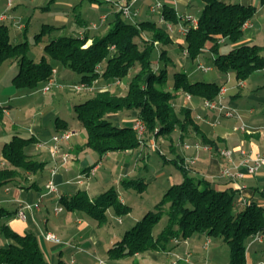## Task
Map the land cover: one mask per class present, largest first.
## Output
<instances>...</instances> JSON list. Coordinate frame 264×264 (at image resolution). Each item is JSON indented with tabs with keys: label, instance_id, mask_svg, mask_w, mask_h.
<instances>
[{
	"label": "trees",
	"instance_id": "16d2710c",
	"mask_svg": "<svg viewBox=\"0 0 264 264\" xmlns=\"http://www.w3.org/2000/svg\"><path fill=\"white\" fill-rule=\"evenodd\" d=\"M53 1L48 0L49 3ZM201 2L197 27L191 28L183 41L178 42V51L186 49L189 59L195 60L209 43L215 68L221 73H233L239 81L264 69V48L257 44H242L227 52H219L222 41H239L244 22L253 17L256 8L223 0ZM111 8L113 10L108 15L103 33L97 32L98 27L88 29L86 26L90 22H83L84 27L80 30L83 35H79V31L70 36L54 35L62 26L44 24L34 36L39 42L43 40L38 60L29 54L26 28L23 39L15 42L10 35L8 21L0 22V67L6 60L16 62L17 72L11 82L19 90L33 91L43 86L53 69L56 73L64 69L78 74L77 83L90 85L97 80V89L104 83L112 84L74 105L76 118L86 132L84 146L99 157L108 152L134 150L142 143L133 124L118 126L109 118L110 114L121 111L136 112V118L145 123L146 133L155 138L169 135L177 128L185 131L189 126L198 132L189 110H175L176 92L188 93L196 99L213 100L220 85L210 81H192L184 71H174L170 84L167 66L171 60L164 46L172 43L173 39L165 25L158 20L129 21L113 3ZM161 15L167 22L179 21L175 9L167 3L163 4ZM158 62L161 65L157 66ZM134 67L138 70L128 78L130 69ZM127 78L126 91L120 94L113 92L114 86L124 84L122 80ZM59 121L62 120L57 118L56 122ZM64 129H67L66 124L61 128ZM200 138L205 143L211 142L204 135ZM35 141L33 136L14 135L3 144L1 156L9 167L0 169V186L16 179L20 171L36 174L44 168L45 162L25 152V147ZM170 161L181 172L182 180L170 185L154 209L147 211L125 231L122 238L108 249V257L121 259L148 251H166L174 239L179 242L194 234H206L228 245L229 264H245L247 242L259 232L264 234V205L242 199L238 186L216 189L209 179L190 175L184 161L177 158ZM120 185L124 189L142 192L147 182L143 178H122ZM59 203L68 211L83 212L99 226L107 223V210H112L117 217L131 211V206L120 200L115 187L94 198L79 190L70 197H61ZM163 217L164 226L155 230ZM0 230L8 241L0 246V264H51L33 232L18 233L6 224L1 225ZM54 264L65 263L58 260Z\"/></svg>",
	"mask_w": 264,
	"mask_h": 264
},
{
	"label": "crops",
	"instance_id": "0c3cea01",
	"mask_svg": "<svg viewBox=\"0 0 264 264\" xmlns=\"http://www.w3.org/2000/svg\"><path fill=\"white\" fill-rule=\"evenodd\" d=\"M25 1L35 3L34 5L36 7L38 5L36 4L37 0H13L9 10L3 11L1 5L4 4L5 7L6 2L0 0V13L7 12L9 14V20H11L7 23H9V27L12 28V34L9 28L10 35L15 42L21 41L23 39L24 29H28V27H25L28 26V22L23 23L21 21V19H23L22 3ZM151 1L152 0L141 1L140 12L134 22L142 20L157 22L158 14H151L148 11V5ZM160 1L163 4L167 3L172 6L178 17H183L186 14L197 16L202 7L201 0ZM223 1L232 4L251 5L256 8V11L253 17L247 20L248 25L243 27V33L239 41L237 43H226L222 41L220 43L219 52H227L229 49L242 44H257L264 48V0ZM112 10L113 8H111L109 12L107 10L106 14H111ZM57 19L60 20L61 17L59 16ZM87 22L88 21L84 23ZM18 23L22 26L18 27ZM62 30L63 29L59 32ZM80 30L81 28L77 31ZM182 41L183 38L181 37L177 41L173 40L172 43L164 47L168 50V55L171 60L170 65L176 66L178 68L176 71L186 72L189 79H191L198 70H201L198 68V65L204 64L207 66L206 62L210 60L213 62L214 55L209 49L210 44L207 43L202 53L199 54L195 60H190L188 56L184 55L178 58L176 57V52L180 50L178 42ZM5 64H7V69L2 71ZM209 70H211V68ZM16 72L17 65L12 59L4 61L0 67V81L3 77L9 75V80L7 79L9 85L0 84V119H2L3 116L11 118V138L14 135H19L22 137L33 136L36 139L34 143L25 147V152L38 161L44 160L45 166L38 174L23 173L20 171L16 179L0 186V190L2 189V193L0 194V227L6 224L18 233H25L27 231L33 232L38 238L45 257L51 264H54L58 260H62L65 264H112L108 257V249L112 247L116 241L120 240L125 231L132 227L137 220L130 223L125 230L123 229L124 232H115L110 229L108 221L103 226H99L95 221H90L91 219H89L87 215L80 214L81 212L79 211L67 212L66 214L63 213L65 210L64 208L60 212H55L54 209L57 205H61L59 203L61 197H70L79 190L85 191L90 198H94L106 189L115 187V182L120 184L122 178L144 179L143 172L148 170V163H144L147 156H149L146 151L147 148L144 147L142 142L141 145L134 150L108 152L102 157L98 156V160L91 162L89 166L80 165L76 167L74 164H76L75 162L79 159L83 158L84 161L86 159L90 160L91 158L95 159L96 153L84 146L86 138L81 144H79L78 141H73L70 150L75 155V160L54 175L53 179L57 185V191L48 194L44 185L50 179L53 162L49 157L48 148L44 147L45 145L40 146L39 144L40 142H48L50 136L56 131L61 130L63 124H66V121L65 119H60L62 121L56 122L57 128L55 126L54 131L49 134H46L44 131L42 132L40 129L41 126L36 130L32 129L28 135H21L16 132L17 130H12V128L17 127L16 121H19L14 112H23L24 117L30 116V111L26 109V104L28 103L26 95L29 91L12 89L13 85L11 81ZM62 72L59 73V71H57L56 73L57 81L60 84L65 83V79L62 77L63 75L67 77L71 74V72L67 70ZM217 75H219L217 77V79L220 80L219 82L215 80L207 81L216 82L220 86L225 85L228 88L223 102L233 107L240 115V119L224 117L223 115L218 116L217 112L203 108L202 99L192 98L191 100H187L184 92H176L174 98L175 110L179 111L185 108L190 111V116L193 118L195 124L200 118H202L204 123L196 124L198 126V132L193 130L191 126L185 131H180V129L177 128L172 132V134H179L180 142L178 143L177 140L176 142L178 144L176 145L182 148L181 151H178V146L176 147L171 144L170 151L172 153L175 152L172 159L177 158L186 163L187 158L195 156L196 161L194 165H192V169L189 170L190 175L209 179L216 189H224L231 185L238 186L241 189L240 195L242 199L255 200L259 204L264 205V167L255 175L246 174L244 177L236 180L230 179L221 175L225 160L221 159L217 154L218 149L225 148L235 150L238 147L252 153L264 151V69L254 72L246 80L242 81L236 80L233 73L219 72ZM122 82H124V80H122ZM73 83H76V81ZM116 87L115 91H126V85L122 87L120 84ZM90 97L92 96L88 95L81 101ZM14 101H17V103L14 104ZM179 103H181L180 106L178 105ZM14 107H16L15 110L13 109ZM55 113H59L58 109L55 110ZM57 118H59V116ZM109 118L113 120L114 124L124 126L133 124L136 118V112L121 111L110 114ZM242 123L246 125V129H236L241 126ZM200 135H204L211 140V142H203ZM148 139L149 140L145 141L146 144L150 141V138ZM154 139L156 138L152 137L151 140L155 142ZM185 139H189L193 141L194 144L198 143L201 146L208 145L209 149H194L192 147L190 149H184L183 144L185 142L183 141ZM10 140L0 143V169L9 167L1 156V149L3 144ZM169 142L172 143V139H170ZM43 155H47L48 157L43 159ZM240 158L238 152L233 153L232 159L234 164H237ZM172 159L167 158V160ZM141 162L144 164L141 165ZM92 167L94 169L93 173L90 169ZM21 174L24 176L23 178ZM160 174H163V171H158L157 175ZM155 179L156 176L151 177L149 182H153ZM181 180L182 175L180 173L174 176L170 174L168 176V184L163 188L166 190L170 185L180 182ZM117 191L120 200L126 204L129 200L135 198L132 189H124V191L117 189ZM27 205L30 206L27 207ZM49 206L53 209L52 216L48 215V212L45 213V210L48 211ZM8 207H12V210ZM20 211L24 212V218L19 216ZM109 211L110 210H107V214ZM120 222L124 223V220H120ZM47 232L56 235L59 242L45 239V234ZM204 237L207 239L202 243ZM213 240L220 239L209 238L206 234H194L183 241H170L168 250L166 251L138 253L131 257L118 259L116 262H118L117 264L120 262H122V264H173L170 259L172 256H176V258L180 259L179 264H187L181 261L183 257H188L191 263L195 261H208L210 264H229V252H226L223 245L217 244L219 247L215 246L208 248V244L210 243L209 245H211ZM249 241L247 242L248 246L245 251V264H258L264 261V243L253 242L249 244ZM7 242L8 241L4 238L0 230V246L7 244ZM218 248H223V252L220 249L218 250ZM221 253H223V255H221Z\"/></svg>",
	"mask_w": 264,
	"mask_h": 264
},
{
	"label": "rangeland",
	"instance_id": "374dc122",
	"mask_svg": "<svg viewBox=\"0 0 264 264\" xmlns=\"http://www.w3.org/2000/svg\"><path fill=\"white\" fill-rule=\"evenodd\" d=\"M113 1L115 0H110V1H105V0H54L53 2L49 3L48 0H37L36 1V4H38L37 7L34 5L35 3L33 2H30V1L23 2L22 3L23 7L21 6L23 19H21V21L23 23L28 22L26 38L30 44V51H29L30 56L33 59L38 60L41 55L43 40L39 42L35 39L34 36L40 32V29L44 24L62 26L63 30L59 33H54V35H58V34L69 35V36L75 35L78 29L80 28L82 29V27H84L83 22H86V21L95 22L98 27L97 32L99 33L105 32L106 27H107V20L109 17L107 15V17L105 18L104 22H102L103 23L102 24L100 20V15L103 13H106L107 10L108 12L111 10V4L113 3ZM4 2L6 1L4 0ZM1 6L3 7L1 8L3 11H7L10 8L6 5V3H5V7H4V4ZM44 6H47L48 8L43 9L42 7ZM59 16L61 17L60 20L57 19V17ZM10 20L7 19L6 21H10ZM10 30L12 34V28H10ZM176 53H177L176 57L178 58L183 55L182 51H177ZM206 64L211 67V70L209 71L198 70L195 76H193L190 80H193V81L194 80H204V81L205 80L206 81L215 80L216 82H219L220 80L217 79V77L219 76L217 74L219 72L213 65V62L210 60L206 62ZM158 65H161V63L158 62L157 66ZM3 69L2 71H5L7 69V64L4 65ZM167 69L169 72L168 73V79L170 81L169 83L171 84L172 74L178 68L176 66L168 64ZM137 70H138L137 67L131 68L129 71V77H131ZM62 71H64V69L60 70L59 73ZM54 76L57 77L56 74H54ZM62 77L63 79H65L64 80L65 83L64 84L59 83L60 85L59 87H53L47 93H42V91L39 90L42 87V85L38 89L31 91V93L30 91L27 92L26 100L28 103L26 104V109L30 111V116L24 117L23 112H14L16 118L19 121H16L17 127L12 128V130H17L16 132H18L21 135H28L32 129L36 130L39 128V126H41L40 128L41 131L42 132L44 131L46 134H49L54 131L55 126H56V119L59 116V119H65L66 125L68 126L69 129H76L78 131V135L73 136L70 140L62 144L63 149L62 148L61 149L62 151H65L64 152L65 161L62 160L61 158H58L57 159L58 164L53 163L52 168H54V166H57L55 168L56 169L55 174H57L61 169H64L65 167H67L68 164L70 165V163L73 160H75V155L70 150L71 143L73 141H78V143L81 144L83 140L86 138V132L84 128L81 126L78 119L76 118V113L74 111V105L80 102L82 99L86 98L88 95L93 96L95 94V91L98 90V89H93V91H89V90L84 91V90H75L74 88H72L71 84L73 83L71 82L76 81L77 83L80 77L78 74L74 72H71V74H69L67 77H65L64 75ZM8 78H9V75H6L5 77H3L2 80L0 81V84L3 83V85H9V82L7 81ZM128 78L124 80V85L120 83L122 87H125L126 82L128 81ZM115 87L116 86H114L113 92H116L117 94L122 93L119 90L115 91ZM12 89H16V88L13 87ZM77 96H80V97H77ZM13 103L15 104L17 103V101H14ZM178 105L180 106L181 103H179ZM13 109L15 110L16 107H14ZM56 109H58L59 113H55ZM196 122L198 124L204 123L202 121V118L198 119ZM11 127H12L11 118L7 116H3L2 119H0V143L10 140ZM140 138H141V141L143 142L144 147L147 148V149L145 148L147 153L149 154V156H147L144 162V163H148V170L143 172L144 180L147 182V186H146V189L143 190L142 192H139L136 189L131 188L133 193L135 194L134 196L135 198L127 202L128 205L130 206L133 205L129 214L125 215L124 217L123 216L117 217L113 215L112 210L109 211V213L107 214L108 215L107 221L110 226V229H112L115 232L117 231L124 232L125 228H127V226L130 223H133L135 220H139L140 218H142L143 214L146 213L147 211L153 210L154 205L160 200V198L163 196L165 192V188L163 187L168 184V176L170 174H172L173 176L178 173L181 174V172L176 168L173 162H171L170 160L166 161L167 158L172 159L174 157L173 154L175 152L172 153L170 151V146L171 144H173L176 147L178 146L176 144L180 142L179 134L171 133L169 135H162L154 139L155 142H153L151 140L152 136L146 133V127H145L144 133L143 135H141ZM148 138H150V141L146 144L145 141L149 140ZM170 139H172V143L169 142ZM183 142L190 145L192 148L194 146V142L189 139H185ZM44 147L48 148L49 157L51 158L50 150H52L53 148V143H51L50 141L45 142ZM177 148H178L177 149L178 151L182 150V148L179 146ZM160 153H163V154H160ZM95 156H96L95 159L91 158L90 160L86 159L85 161L83 158H81L77 162L74 161L76 163L74 165H76V167H79L80 165L89 166L91 162L98 160V155L95 154ZM47 157H48L47 155L42 156L43 159ZM60 160L62 161V163H59ZM41 161L43 162L44 160H41ZM144 163L141 162V165ZM187 165H188V168L190 167L189 170H191L193 167L192 165L194 164L187 163ZM90 169H91V172L93 173L94 172L93 167ZM158 171L159 172L163 171V174L157 175ZM38 173L40 172H37V174ZM21 176L22 178L24 177L22 174ZM154 176H156V179L153 182H149V179ZM114 186L115 188L117 186L116 189L124 191V188L121 187L120 184H117L115 182ZM1 193H2V189L0 190V194ZM8 208L12 210V207H8ZM52 210H53L52 207L49 206L48 211L45 210V213L48 212V215L52 216V213H53ZM67 212H71V211H68L66 209L63 211V213H66V214ZM80 214L83 215L84 213L81 212ZM120 220H124V223H121ZM90 221H94V220L91 219ZM164 224H165V218L163 217L158 223V225L156 226L155 230H160L164 226ZM47 233H51V232H47ZM46 234H45V239H46ZM205 239L207 238L204 237V240L202 241V243H204ZM209 244H208V248L215 247L217 246V244L223 245L224 249H226V252L227 253L229 252L228 245L224 243L222 240H213V243L211 245ZM219 249L223 252V248H218V250ZM158 251H161V250H158ZM221 255H223V253H221ZM109 260L112 264L118 263L116 262V260L118 259H109ZM170 260H172L173 264L180 263L179 262L180 259L176 258V256L175 257L172 256ZM181 261L187 264L189 263L191 264V261L189 260V258H186V257H183ZM119 264H122V262H120Z\"/></svg>",
	"mask_w": 264,
	"mask_h": 264
},
{
	"label": "built area",
	"instance_id": "2783aa9c",
	"mask_svg": "<svg viewBox=\"0 0 264 264\" xmlns=\"http://www.w3.org/2000/svg\"><path fill=\"white\" fill-rule=\"evenodd\" d=\"M110 1V0H105ZM142 0H118L113 1V4L116 6L117 11L121 13L124 19L129 21H135L136 18L139 15L140 12V4ZM13 3V0H6V4L8 7H11ZM163 3L160 0H152L151 3L148 5V11L151 14H158V22L165 25V28L167 32L169 33V36L177 41L179 38H184L187 32L191 28L197 27L198 19L197 16L192 14H186L183 17H179L178 23H171L164 20V18L161 15ZM107 17L106 13H103L100 15L101 22H104L105 18ZM10 16L7 12L0 13V22L6 21L9 19ZM248 25V21H245L243 24V27ZM18 27H21L22 25L20 23L17 24ZM88 29H94L97 27V24L95 22H90L87 26ZM79 35H83V31H79ZM183 55L188 56L186 49L183 50ZM198 68L204 71L209 70L211 67L206 66L204 64H199ZM56 74V70H52L51 77L44 83V85L39 89L42 91V93L49 92L53 87H59V82L56 80V77L54 76ZM97 83L98 81L95 80L92 84L87 85L85 83H73L71 84V87L75 90H89L93 91V89H97ZM110 85V83H104L99 87L98 90H106ZM228 91V88L225 85L220 86L218 94L215 99L213 100H202V106L204 109L215 111L218 113V116L223 115L224 117H234L237 119H240V115L238 112L231 106H229L227 103H224L225 95ZM185 97L187 100H191V95L188 93H185ZM199 118V116H198ZM216 123V121H215ZM133 128L138 134L139 138L141 135H143L145 130V123L140 118H135L133 122ZM236 129H246V125L244 123L241 124ZM78 135V131L76 129H64L59 130L53 133L50 137V142L53 143V148L50 150V155L53 163L58 164V158H61L65 161L64 152L62 151V144L68 140H70L73 136ZM40 146H44L45 142H40ZM184 149H190L191 146L184 143L183 144ZM62 148V149H61ZM194 149H209L208 145L201 146L198 143L194 144ZM238 152L240 154V160L237 164L233 163V153ZM217 154L221 159L225 160V165L222 167L221 175L230 179H238L244 177L246 174L248 175H255L262 167H264V151L263 152H248L240 147L234 149H218ZM63 161V162H64ZM196 161V157H189L186 159V165L187 163L194 164ZM59 163H62L60 160ZM57 166H54V168L51 169L50 172V179L45 183L44 187L47 190V193H52L57 191V185L54 182V175L56 173ZM188 167V165H187ZM244 169V170H243ZM242 201V200H241ZM30 205H27L29 207ZM55 212H60L63 210V207L61 205H57L55 207ZM19 216L21 218H24V212L20 211ZM46 239L51 240L54 242H59V239L56 235L53 233H47ZM251 241L249 244L253 242H259L264 243V234L262 232H259L254 235L250 239ZM176 242V240L174 239ZM248 246V244H247ZM247 248V247H246ZM188 258V257H186ZM191 264H210L208 261H196L192 262ZM258 264H264V261L259 262Z\"/></svg>",
	"mask_w": 264,
	"mask_h": 264
}]
</instances>
